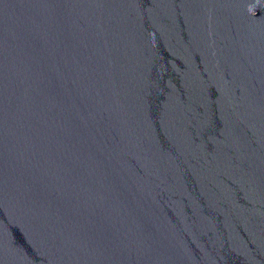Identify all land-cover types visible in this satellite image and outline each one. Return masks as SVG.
<instances>
[{
  "label": "water",
  "instance_id": "obj_1",
  "mask_svg": "<svg viewBox=\"0 0 264 264\" xmlns=\"http://www.w3.org/2000/svg\"><path fill=\"white\" fill-rule=\"evenodd\" d=\"M0 264H264V0H0Z\"/></svg>",
  "mask_w": 264,
  "mask_h": 264
}]
</instances>
